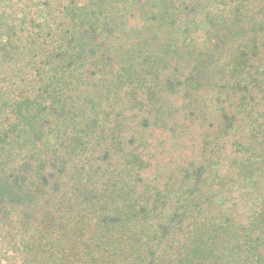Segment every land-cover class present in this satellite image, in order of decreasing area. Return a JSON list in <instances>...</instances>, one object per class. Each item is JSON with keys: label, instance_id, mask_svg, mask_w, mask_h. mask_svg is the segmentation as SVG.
I'll list each match as a JSON object with an SVG mask.
<instances>
[{"label": "rangeland", "instance_id": "1", "mask_svg": "<svg viewBox=\"0 0 264 264\" xmlns=\"http://www.w3.org/2000/svg\"><path fill=\"white\" fill-rule=\"evenodd\" d=\"M0 1L1 17L16 25L14 37L6 32L10 27L1 28L0 44L25 41L48 16L47 0ZM50 2L59 9H95L89 46L95 57L85 62L81 89L87 102L76 108L88 107L96 123L87 135L78 132L82 143L65 154L74 159L68 168L65 158L54 161L50 154L47 162L33 164L18 150L22 145L0 152V264H41L38 249L66 235L64 226L72 228L77 220L80 205L63 203L80 187L85 192L79 202L95 216V245L120 217L128 204L124 198L132 197L143 215L157 211L148 223L156 236L148 241L133 243L136 231L129 226L135 253L128 247L126 264H137V257L140 264H171L181 241L205 220L241 227L238 242L264 207V0ZM48 25L51 30L43 32L52 35L56 24ZM49 41L57 43L58 37ZM241 49L249 64L235 74L230 59ZM17 54L21 76L29 72L26 51ZM112 58L120 64L105 66ZM152 63L156 68L150 73L148 67L147 78L156 76L157 94L146 93V83L138 97L115 90L121 66ZM110 78L113 83L105 84ZM63 170L69 180L64 184ZM74 172L83 175L80 181ZM155 201L166 206L156 208Z\"/></svg>", "mask_w": 264, "mask_h": 264}, {"label": "trees", "instance_id": "2", "mask_svg": "<svg viewBox=\"0 0 264 264\" xmlns=\"http://www.w3.org/2000/svg\"><path fill=\"white\" fill-rule=\"evenodd\" d=\"M50 1L47 0L43 9L48 16L41 25H36L32 36H28L25 41L22 39L15 41V44L12 40L9 44H0V152L10 154L11 147L22 145L18 150L25 152V156L31 158L33 164L47 162L50 154L54 161L65 158L64 165L68 168V164L72 165L74 159L69 161V153L66 156L65 154L68 149H72L73 152L78 150L82 143L78 132L86 134L88 128H95L96 123L87 115L88 107L86 111L79 109L80 107L76 108L77 104L85 105L87 102L81 95V89L85 85L83 79L85 62L90 56L95 57L89 50L90 43L95 40V9L79 5L59 9L58 3L53 7ZM1 12L0 33L5 32L1 28L7 25L10 27L6 31L7 34L14 37L15 23L7 24L4 17H1ZM54 14L56 15L52 19ZM33 21L30 19L31 23ZM52 22L56 24L55 32L52 35L46 33L47 31L43 32L44 27L45 30H51L48 24ZM51 36L58 37L57 43L49 41ZM182 42L186 43L185 40ZM20 49L26 51L25 66L29 72L18 76L17 71L21 67L18 65L17 53ZM106 60L105 66L114 68L120 64L114 58ZM230 60L235 74L242 73L241 71L249 64L247 54L242 49ZM148 67L150 73L156 68L154 63L147 67H137L133 64L121 66L119 73L118 71L115 73V90L121 88L126 94L130 96L135 94L138 97V89L144 87L146 83L150 84L146 88V93L152 90V94H157L160 85L156 76H150L151 80L147 78ZM112 83V78L105 81L107 85ZM81 124L82 128L79 129ZM104 133L105 129H101L100 134ZM27 140L31 143L25 144L24 141ZM64 170L59 173L63 184L69 181L68 172L65 174ZM82 176L74 172L76 180L80 181ZM102 176H106L105 170ZM52 184L48 187H54ZM84 192L83 188H78L69 200L63 203L69 205L72 201L74 205H80L79 210L76 209L79 215L72 228L67 224L64 226L66 235L49 240L43 244L42 250L38 249L35 258L41 264H126L129 262L127 257L130 252L135 253L134 245L129 243L127 237L130 225L136 231L133 233L135 235L133 243L137 244L156 236L155 232L151 233L152 231L148 229V223L157 211L153 212L154 209L150 208L143 215V212L137 210V202L129 197L124 198L128 200L126 202L128 204L112 225L107 237L95 245V225L94 228L92 226L95 216L89 205L86 204L83 209V201L79 202L83 199ZM93 201L95 204L98 203L95 198ZM155 203L156 208L159 207V203L162 204L161 208L166 206V201ZM97 213L95 210V215ZM237 231L242 233L241 227L230 221L216 223L214 220H205L195 224L181 241L178 251L172 255L171 264H264V207L244 230V235L238 236V242L235 243L239 234ZM128 247L131 249L130 252V249L127 250ZM137 258V264H140V258L139 260ZM164 258L166 254L162 255L161 260ZM134 263L132 261V264Z\"/></svg>", "mask_w": 264, "mask_h": 264}]
</instances>
